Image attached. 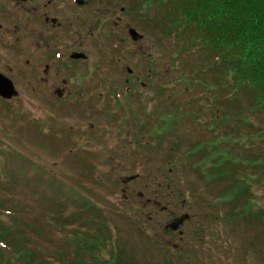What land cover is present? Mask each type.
I'll return each mask as SVG.
<instances>
[{"label":"rangeland","instance_id":"rangeland-1","mask_svg":"<svg viewBox=\"0 0 264 264\" xmlns=\"http://www.w3.org/2000/svg\"><path fill=\"white\" fill-rule=\"evenodd\" d=\"M82 2L68 40L82 60L49 54L46 77L48 54L37 64L35 54H0L18 92L0 100L8 244L28 253L24 264H264V133L246 142L254 131L238 116L254 89H235L238 76L223 85L220 59L192 45L188 28L169 34L177 23L154 7ZM34 72L50 99L33 90ZM248 119L264 128L263 117ZM183 214L177 231L164 230Z\"/></svg>","mask_w":264,"mask_h":264},{"label":"trees","instance_id":"trees-1","mask_svg":"<svg viewBox=\"0 0 264 264\" xmlns=\"http://www.w3.org/2000/svg\"><path fill=\"white\" fill-rule=\"evenodd\" d=\"M139 3L140 14L148 7H154L163 14L162 22L166 23L168 20L177 23L175 30H171L169 34L180 33L188 28L192 33L189 37L192 45L207 48L215 60L220 59L216 68L223 73V85L228 82L230 86L238 76L240 82L232 85L235 89H239L236 88L238 83L248 92L249 89H254L251 108L248 109L251 113L243 109L238 116L242 117L241 123L243 121V124L249 125L254 131L246 142L263 138L264 128H255L254 122L248 118L253 116L264 119V0H139ZM220 99L223 100V96ZM247 113L251 115L248 116ZM245 143L242 140L236 144L243 147ZM231 158L228 156L227 160L230 161ZM2 201L0 198V203ZM246 205L250 207V201ZM10 212L0 208V213L6 216ZM249 212L245 208L243 214L249 215ZM6 238L0 231V264H24L28 253L25 252L23 256L19 254L18 248L8 244ZM30 247L25 245L26 250ZM110 264L119 263L115 259Z\"/></svg>","mask_w":264,"mask_h":264},{"label":"flooded vegetation","instance_id":"flooded-vegetation-1","mask_svg":"<svg viewBox=\"0 0 264 264\" xmlns=\"http://www.w3.org/2000/svg\"><path fill=\"white\" fill-rule=\"evenodd\" d=\"M2 2L6 5L5 9ZM82 3V0H0V54H35V64L39 62L38 59L44 63L42 55L48 54L49 63H44L41 69V73L46 77L52 74L49 72V54H54V59H61V54H71L67 56L66 61L76 63V60L81 58H72V55L85 53L77 51L75 43L68 46V40L69 37L77 36L78 29H81L79 20L84 14ZM91 10L93 9H88L89 12ZM70 19L77 22L74 30L71 29L74 23ZM58 47L62 48L56 50ZM60 62L66 63L63 60ZM127 74L131 76V72L127 71ZM32 78L33 90H39L45 99H50L52 95L48 96L46 91H51L52 85L47 84V79L43 81L35 72ZM55 93L58 98L62 96V90ZM145 203L149 204V201Z\"/></svg>","mask_w":264,"mask_h":264},{"label":"water","instance_id":"water-1","mask_svg":"<svg viewBox=\"0 0 264 264\" xmlns=\"http://www.w3.org/2000/svg\"><path fill=\"white\" fill-rule=\"evenodd\" d=\"M128 35L133 41H137L141 39V36L138 33H136L134 29H129ZM82 57L84 58V56L81 54L72 55V58H82ZM17 95H18V92L15 90L13 83L7 77H5L4 75L0 73V98L10 100L13 97H16ZM187 219H188V215H183L180 218H177L171 221L166 226V228H169L172 231H176L178 227Z\"/></svg>","mask_w":264,"mask_h":264}]
</instances>
